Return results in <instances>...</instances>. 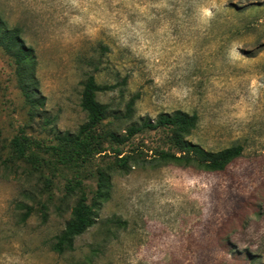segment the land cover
<instances>
[{"label":"rangeland","instance_id":"1","mask_svg":"<svg viewBox=\"0 0 264 264\" xmlns=\"http://www.w3.org/2000/svg\"><path fill=\"white\" fill-rule=\"evenodd\" d=\"M0 19L34 49L44 98L26 102L0 47L2 160L22 129L46 144L76 133L92 75L112 86L97 97L111 114L103 128L123 133L181 110L198 116L189 140L205 150L244 148L224 171L147 164L114 174L96 224L64 253L53 247L77 201L66 185L81 178L91 200L97 169L115 157L81 171L19 161L17 177L1 167L0 264H264V0H0ZM169 135L145 132L122 149L142 145L150 159L171 148Z\"/></svg>","mask_w":264,"mask_h":264},{"label":"trees","instance_id":"2","mask_svg":"<svg viewBox=\"0 0 264 264\" xmlns=\"http://www.w3.org/2000/svg\"><path fill=\"white\" fill-rule=\"evenodd\" d=\"M0 47L14 59L19 87L26 102L33 107L42 106L44 98H38L35 89L37 77L34 49L25 45L18 28H9L1 19ZM111 89L110 85L98 83L93 75L87 79L81 98V107L87 113V122L76 133L58 134L55 144H46L31 138L26 129H22L10 141L8 156L4 160L1 153L5 148H0V169L3 167L13 177L19 175V161L28 164L35 171L44 167H51L54 171L60 168L81 171L99 157H106L111 153L115 157L112 166L106 165L97 169V189L91 200L81 178H75L66 185L67 194L76 196L77 201L72 208L71 218L54 244L53 249L59 253L74 250L76 238L96 224L99 210L111 197L114 174H128L134 168L147 164H176L211 172L224 171L244 151L243 146L239 145L212 152L192 142L189 136L198 125V116L181 110L161 113L156 118L141 119L131 124L123 133L117 129L103 128L111 114L109 106L100 102L97 97L99 93ZM30 115L31 119L36 116L33 113ZM158 131L170 132V149L158 146L152 150L150 159L146 155L148 149L142 145L130 151L122 149V146L130 143L139 134ZM0 175L7 177L8 174L0 172ZM30 211L31 208L28 207L25 219Z\"/></svg>","mask_w":264,"mask_h":264}]
</instances>
